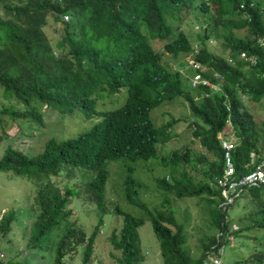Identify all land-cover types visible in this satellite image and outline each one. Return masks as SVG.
<instances>
[{"label": "trees", "instance_id": "16d2710c", "mask_svg": "<svg viewBox=\"0 0 264 264\" xmlns=\"http://www.w3.org/2000/svg\"><path fill=\"white\" fill-rule=\"evenodd\" d=\"M51 27L55 36L48 34ZM165 53L183 72L170 68ZM189 53L195 65L184 58ZM249 55L255 56L254 64L245 59ZM263 70L264 0H0V97L8 102L0 101V141L13 122L17 137L31 136L28 129L41 126L48 109L61 119L71 113L97 117L74 135L47 137L33 153L11 143L2 147L0 171L24 177L32 188L28 243L43 251L51 248L49 264H61L67 252L82 247L83 263L101 217L114 211L121 220L111 227L109 241L120 251L121 264L142 259L137 226L145 217L157 239L161 264H200L216 238L226 243L224 232L234 222L236 238L246 230H260L252 236L254 249L247 256L249 263L264 264V248L258 246L264 236V187L239 191L235 209L232 203L220 208L213 181L222 166L214 130L224 125L225 112L238 137L232 152L237 173L247 171L250 151L260 154L264 147V122L245 104L264 99ZM196 71L210 78L218 72L222 89L203 96L206 87L189 86L188 77ZM98 99L117 106H97ZM153 109L160 111L159 122ZM182 126H193L188 130L194 139L165 147ZM196 139L203 153L191 151ZM149 159L147 170L163 191L159 206L152 207L138 198L137 188L146 184L134 176L137 164ZM108 161H114L109 170ZM201 162L202 179L194 181L184 165L200 167ZM114 163L122 168L115 177L110 172ZM156 165L162 174L154 171ZM106 186L113 199L105 196ZM202 193L208 195L203 199L207 220L220 234L200 237L194 255L185 247L184 225L167 194ZM80 196L97 217L88 231L76 223L78 218L85 222V213L70 218L73 200ZM118 197L140 207L143 215L121 209ZM14 214L9 209L2 215L0 237ZM249 258L237 264H247ZM0 262L10 264L9 258Z\"/></svg>", "mask_w": 264, "mask_h": 264}, {"label": "rangeland", "instance_id": "374dc122", "mask_svg": "<svg viewBox=\"0 0 264 264\" xmlns=\"http://www.w3.org/2000/svg\"><path fill=\"white\" fill-rule=\"evenodd\" d=\"M55 24L58 26V23ZM52 28L53 27L48 30V34H50V36H55L57 32H53ZM51 40L53 41L52 37ZM154 45L159 48L161 44L156 41L154 42ZM162 57L166 59L172 70L179 68L176 65L177 61L173 60L169 54L165 53ZM0 101L4 100L0 97ZM6 103L8 102L4 101L3 104ZM96 103L97 106L100 104L102 107L107 109L117 106L114 103H110L106 100L103 101L101 99H98ZM246 104L257 120L259 122H264V100L254 102L251 100H246ZM160 105H162V103H160L158 106ZM41 109L44 110L47 108H45L43 105ZM153 110L155 114V120L159 122L161 116L160 111L159 109ZM59 116V113L55 110H44V114L42 116V125L28 129V131L30 130V133L33 136L23 135L17 137L15 132L18 129H16V125H14L15 123L13 122L12 124L8 121L11 124L6 127V133L2 135V139L0 141V153L2 152V147L6 143H11L13 147L26 150L30 153L39 151L42 147L43 141L47 137L54 136L59 138L61 135H63V133L71 132L72 134L70 135H74L78 130L88 126L89 123H92V120L96 119L95 116H91L89 119H84L79 113H71L68 116L65 115L63 119H61ZM181 128L182 129L179 131L180 135L172 136V138L166 141L165 147L168 148L170 146L172 147L173 145L179 147L181 142L187 141L189 138H193L186 126H182ZM62 137L66 136H61L60 138ZM175 139H177V143H175ZM190 145L192 148L191 151L194 153H201L203 151L197 139ZM112 162L114 161L107 162L106 167L108 170ZM149 162H152V160H146L145 162H141L136 166V174L134 173V176L138 178L141 176L140 179L142 183L146 184L145 188L142 187L141 190L137 188V195L138 198L145 202L149 207L159 206L163 191H161L155 185L152 180L151 171L147 170V166L150 164ZM204 165L205 163L201 162L200 167L199 163L195 164L194 166L190 164H185L184 166L188 174L191 175L192 179L197 181L202 179L201 168ZM121 170L122 168L118 163L111 165L110 172L111 175L114 173V177L116 176V173L120 174ZM154 171L157 174H162L163 169L161 166L156 165ZM29 183L30 182L26 181L22 176L11 177L9 176V173L0 171V213H5L9 209H13L15 212L9 230L2 237H0V252L3 253V258H9L8 263L10 264H49L52 262L53 258V252L51 248L43 251L42 248L38 247L39 245L32 248L30 243H28V234L30 233L29 226L32 220V217L28 214V209L31 207V195L33 193ZM105 190V196H107L109 199H113L114 197L111 194V187L106 186ZM167 196L170 199V204L175 207L174 213L176 218L184 225V230L186 233L185 247L190 253H193L194 255L198 254V246L201 243L200 237L202 238L214 231L210 221L207 220V212L203 206L205 203L203 199L206 196L208 197V195L202 193L194 197H175L172 194H167ZM118 198L119 199L117 200V203L121 209L136 216L143 215V210L140 207L129 203L123 197ZM81 199L82 196L74 198L72 216L70 218H78L80 211L81 213H85V222L83 223L78 218L76 223H82V227L88 231V229L95 224L97 217L90 202H82ZM78 202L83 204H79V207H76ZM239 203L240 199H237V201H234L230 208L235 209ZM230 214L233 216L235 212L231 211ZM117 215L118 214H116L114 211H109L101 217L102 220L98 225V231L94 237L91 251L88 255V258L83 263V249L82 247L76 246L74 250L67 252V254L63 256L61 264H121V262L118 260L120 257V251L113 248L109 241L111 227L114 225L118 227L120 224L121 217L119 216L116 218ZM137 232L142 259L133 264H161L158 242L152 232L151 224L148 218L145 217L143 223L137 226ZM243 233L247 235V238L239 237L240 234ZM240 234L237 235V238H235V240L230 245L228 243H224L221 253V261L223 264H237L239 260L242 261L246 259V257L249 258L247 256L249 253L248 250L250 248L254 249V242L251 241V238L252 236L254 237V234L259 235L260 230L252 228ZM249 261H252L251 258H249L246 263L252 264L249 263Z\"/></svg>", "mask_w": 264, "mask_h": 264}, {"label": "clouds", "instance_id": "9594fccd", "mask_svg": "<svg viewBox=\"0 0 264 264\" xmlns=\"http://www.w3.org/2000/svg\"><path fill=\"white\" fill-rule=\"evenodd\" d=\"M63 18H65V15H63ZM260 43H262V41H260ZM190 55L191 53L185 55L184 58L187 60V63L195 65L196 63L193 62L192 57ZM245 59L250 64H254L256 60L254 55L246 56ZM182 68L183 67L181 68L179 67L178 69L182 71ZM212 75H213L212 78H210L196 71L190 77H188L189 86L195 85L196 87L197 84H200L201 87L202 86L206 87L208 91H206L207 89H202L201 91V94L203 96H206L208 93L220 91L222 89V81H220L221 76L218 72H215V71L212 73ZM261 75L264 76V70L262 71ZM245 104H246V100H245ZM225 105L228 109V103L226 101H225ZM225 113H226V116L224 120V125H222L221 128L214 130V138L217 140L219 144V148H220L219 156L222 162L220 173L213 175L214 184L217 186L218 192L220 194V197L217 203V205L220 208H223L228 203L233 204L234 203L233 200L235 197L239 195L238 194L239 191L245 190L247 187H250V186L264 187V147H261L260 154L257 153L255 150L250 151L248 153V161L244 164L247 167V171L242 172V173H237L233 160H232V152L237 145L238 137L233 132L231 120L229 118V111ZM187 128L192 129L193 126H188ZM201 148L203 149L202 146ZM201 153H203V151ZM3 214L5 213L2 212V215ZM234 229H237V225L235 222L229 225L227 232H224V234L226 235V239H227L226 243H228L229 245L236 238L235 232L232 231ZM214 234L215 236H218L220 234V231L218 230ZM260 244H261L260 248L263 249L264 248V237L261 243H259V245ZM223 245L224 244L220 243L219 240L216 238V240L213 243H211L209 247L206 249L205 253L209 250L220 247L221 249L220 261H221V253L223 250ZM2 256H3V253L0 256V258ZM0 264H3V263L0 262ZM221 264H223L222 261H221Z\"/></svg>", "mask_w": 264, "mask_h": 264}, {"label": "built area", "instance_id": "2783aa9c", "mask_svg": "<svg viewBox=\"0 0 264 264\" xmlns=\"http://www.w3.org/2000/svg\"><path fill=\"white\" fill-rule=\"evenodd\" d=\"M1 216L2 213H0V219ZM220 251H221L220 247L207 251L200 264H221ZM1 255L2 253L0 252V256Z\"/></svg>", "mask_w": 264, "mask_h": 264}]
</instances>
